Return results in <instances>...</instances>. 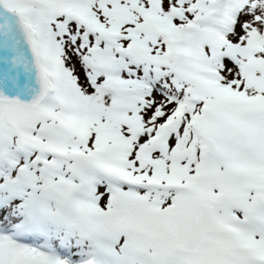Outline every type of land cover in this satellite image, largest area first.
<instances>
[{
  "label": "snow or ice",
  "instance_id": "6c2138e0",
  "mask_svg": "<svg viewBox=\"0 0 264 264\" xmlns=\"http://www.w3.org/2000/svg\"><path fill=\"white\" fill-rule=\"evenodd\" d=\"M0 264H264V0H0Z\"/></svg>",
  "mask_w": 264,
  "mask_h": 264
}]
</instances>
